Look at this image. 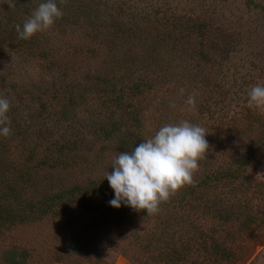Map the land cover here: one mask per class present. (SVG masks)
Masks as SVG:
<instances>
[{"label":"rangeland","instance_id":"1","mask_svg":"<svg viewBox=\"0 0 264 264\" xmlns=\"http://www.w3.org/2000/svg\"><path fill=\"white\" fill-rule=\"evenodd\" d=\"M254 1L56 0L63 15L36 45L11 31L0 97L19 123L0 136V197L11 187L2 203L21 216L0 223V264H264V109L247 103L264 85ZM40 2L0 0V13L23 25ZM182 120L207 131L194 183L152 215L111 207L113 159Z\"/></svg>","mask_w":264,"mask_h":264},{"label":"clouds","instance_id":"2","mask_svg":"<svg viewBox=\"0 0 264 264\" xmlns=\"http://www.w3.org/2000/svg\"><path fill=\"white\" fill-rule=\"evenodd\" d=\"M62 15L56 0H42L23 25H15L17 38L28 40L48 30ZM185 103L189 110H194L195 96L189 94ZM247 103L249 108L264 109V85L257 84L250 89ZM9 109V100L0 97L2 137L11 133ZM206 133L204 127L187 120L165 123L153 136L136 144L131 152H119L105 177L114 193L109 205L117 209L124 205L145 210L147 215L157 213L162 202L185 185L194 183L198 161L209 147Z\"/></svg>","mask_w":264,"mask_h":264},{"label":"trees","instance_id":"3","mask_svg":"<svg viewBox=\"0 0 264 264\" xmlns=\"http://www.w3.org/2000/svg\"><path fill=\"white\" fill-rule=\"evenodd\" d=\"M247 4L249 5H255V6H258L257 3H255L254 0H247ZM1 19L5 21V23L8 24L7 27H5V30L4 32L0 31V43H7V40L10 38L11 36V31H12V34L15 31V25H17V23L15 22V17H14V10H7L6 13H0V22H1ZM12 39V37H11ZM11 39L8 41V43L11 41ZM22 44V45H30V46H33V45H36L37 42H33V40H21V39H17V41H15L16 44ZM12 43V42H11ZM13 124H18L19 121L16 119V120H12ZM114 130V129H113ZM113 130H104L105 134L108 135V134H112ZM3 146H1L2 148ZM68 148H71V147H63V146H59V149L61 150H65V149H68ZM133 150L130 149L128 150L127 152H131ZM242 162H245V156H243ZM49 167L53 168L55 165L54 163H48L47 164ZM237 169H226V170H223V171H218L216 173H213L212 175L208 176L207 177V180L210 179V181H217V180H220V179H233L236 177V175L239 173V171L237 172ZM8 191L6 193H4L2 195V197H0V223H4V222H7V221H11L12 219H14V217L17 215L18 216H21L19 213L17 214H12L9 212V210L3 205L2 203V200H7V199H13L14 198V194L13 192L11 191V187H7ZM104 190L105 188L101 187V188H98L95 192V197H99L100 195L103 196L104 194Z\"/></svg>","mask_w":264,"mask_h":264}]
</instances>
